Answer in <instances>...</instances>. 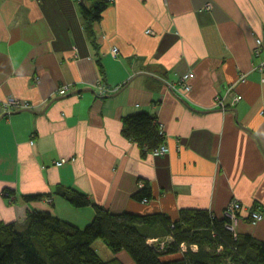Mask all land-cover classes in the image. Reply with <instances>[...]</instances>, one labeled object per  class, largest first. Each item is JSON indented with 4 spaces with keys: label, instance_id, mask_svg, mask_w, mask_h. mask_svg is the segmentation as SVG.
I'll use <instances>...</instances> for the list:
<instances>
[{
    "label": "crops",
    "instance_id": "0c3cea01",
    "mask_svg": "<svg viewBox=\"0 0 264 264\" xmlns=\"http://www.w3.org/2000/svg\"><path fill=\"white\" fill-rule=\"evenodd\" d=\"M107 1L91 40L86 0H0V102L27 104L0 115V224L22 229L38 211L85 227L93 207H71L55 194L62 186L113 214L172 221L182 210L221 218L236 201L235 234L264 242V0ZM228 87L221 110L215 97ZM137 113L162 127L165 155L123 136ZM145 186L146 202L136 199Z\"/></svg>",
    "mask_w": 264,
    "mask_h": 264
},
{
    "label": "trees",
    "instance_id": "16d2710c",
    "mask_svg": "<svg viewBox=\"0 0 264 264\" xmlns=\"http://www.w3.org/2000/svg\"><path fill=\"white\" fill-rule=\"evenodd\" d=\"M86 1L90 6L81 4V14L92 40V25L101 19L109 1ZM122 134L136 142L144 154L164 142L157 122L147 113L124 118ZM55 194L76 209L92 206L93 219L79 228L49 212L28 211L19 231L15 223H2L0 264H122L115 258L102 260L92 247L96 240L115 254L124 252L134 264H264V242L248 234H235L228 228V218L203 210H182L176 221L161 213L113 214L92 205L75 190L59 186ZM41 199V195L23 197L26 203ZM136 199H151L149 187L145 186Z\"/></svg>",
    "mask_w": 264,
    "mask_h": 264
},
{
    "label": "built area",
    "instance_id": "2783aa9c",
    "mask_svg": "<svg viewBox=\"0 0 264 264\" xmlns=\"http://www.w3.org/2000/svg\"><path fill=\"white\" fill-rule=\"evenodd\" d=\"M208 9H210L209 6H208ZM148 33H150V31H148ZM263 38H264V36L262 38H258L256 40L257 48L255 51V54H258L260 52L259 47H260V44H261ZM111 52H112L114 57L117 56L118 51L116 48H113ZM192 78H193V74H191V73L184 74L179 78L178 85H179L181 91H184V92L190 91V89H191L190 80H192ZM67 89H68L67 87H62L61 90L59 91V93L64 94ZM171 89L174 92L177 91L174 86H172ZM230 91H231V87H228L225 89V91L222 95H217L215 97V102L217 103V107L220 108L221 110H226L228 107V105H226V103L224 101V97ZM104 92H108V91L105 90ZM179 93H180V91H179ZM240 99H241L240 96H236L231 101V104H229V105L230 106L235 105ZM26 108H27V104H25V103H21L19 101L12 100V99L6 100L3 102H0V115L10 113L13 110L16 111V110L26 109ZM158 126H159L160 135L164 136L163 131H162V127L160 125H158ZM144 150L147 151L148 149L144 148ZM167 152H168V149L166 148V146L164 144H161L160 146L149 151V153L154 155V156H163ZM63 163H65V160H61L60 162H56V166H61ZM240 211H241V207H240L239 203L234 201V202L230 203L226 207L224 212L222 213V217H225V218H228L229 220H231V225L228 228L232 231L234 230V225H236V223H237ZM251 218H252L253 222H256V221L262 220L263 217H262V214H260L258 212H253L251 214ZM182 249L185 251L186 248L184 245H182ZM194 249H196V248L193 247L192 250H194Z\"/></svg>",
    "mask_w": 264,
    "mask_h": 264
},
{
    "label": "rangeland",
    "instance_id": "374dc122",
    "mask_svg": "<svg viewBox=\"0 0 264 264\" xmlns=\"http://www.w3.org/2000/svg\"><path fill=\"white\" fill-rule=\"evenodd\" d=\"M147 33H148V31H147ZM149 34H152V32L150 31ZM98 90H99L100 94H102V95H104V94L105 95H113L120 90V86L106 87L105 85H100L98 87ZM105 90H107L108 92H104ZM144 201L146 202V200H144ZM60 215L61 216L59 218L64 219V214H60ZM20 229L21 228H18L17 230L19 231ZM92 247L95 249L98 256L104 261H108V260L116 257V254L112 250H110L101 240H96L93 243Z\"/></svg>",
    "mask_w": 264,
    "mask_h": 264
}]
</instances>
